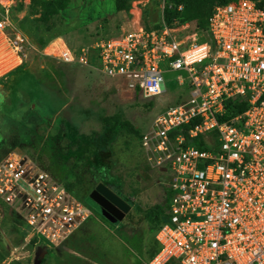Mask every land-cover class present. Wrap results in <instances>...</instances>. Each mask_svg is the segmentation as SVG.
Segmentation results:
<instances>
[{"label":"built area","instance_id":"2783aa9c","mask_svg":"<svg viewBox=\"0 0 264 264\" xmlns=\"http://www.w3.org/2000/svg\"><path fill=\"white\" fill-rule=\"evenodd\" d=\"M5 1L0 30L11 24ZM145 2L131 1L118 34L79 49L56 37L42 54L125 79L146 99L163 91L165 71L189 87V98L158 113L139 140L147 164L170 172L171 190L169 218L155 233L159 248L145 264H264V9L255 0L215 4L199 33L188 23L167 25L165 0L160 26L146 28L138 7ZM237 100L246 109L224 117ZM198 135L208 149L190 142ZM0 206L23 222L29 239L51 246L94 216L15 149L0 159Z\"/></svg>","mask_w":264,"mask_h":264},{"label":"rangeland","instance_id":"374dc122","mask_svg":"<svg viewBox=\"0 0 264 264\" xmlns=\"http://www.w3.org/2000/svg\"><path fill=\"white\" fill-rule=\"evenodd\" d=\"M5 2L10 5V13L14 10L17 17L24 15V10H18L20 0ZM160 6L161 0L139 4L144 23L159 22ZM128 19L125 11H115L114 0H73L58 28L59 36L71 48L79 49L118 34ZM10 23L0 30V158L18 150L62 182L73 180L69 172L77 163L73 169L82 173L85 184L75 183V190L82 198L98 183L91 177L92 170L105 162L100 156L96 162L89 155L80 158L82 143L101 130L100 115L121 111L123 118L142 133L158 113L189 98L187 83H178L176 71H165L160 94L135 100L134 87L127 80L45 56ZM90 61L94 64L93 56ZM60 115H64L66 129L60 125ZM19 122L26 127L22 128ZM123 131L111 142L113 152L105 163L125 179L123 196L134 208L131 216L125 218L129 223L125 225L107 214L103 216L108 218L101 217L86 199L94 216L68 242L51 246L29 239L23 222L0 206V264L146 263L158 245L155 233L158 220L165 215L166 198L170 202V172L150 167L140 139ZM14 135L20 137L17 144L12 142Z\"/></svg>","mask_w":264,"mask_h":264},{"label":"trees","instance_id":"16d2710c","mask_svg":"<svg viewBox=\"0 0 264 264\" xmlns=\"http://www.w3.org/2000/svg\"><path fill=\"white\" fill-rule=\"evenodd\" d=\"M73 0H20L19 9L24 10V15L22 17H17L14 14V10L9 13L10 21L16 26L17 29H20L21 32L25 35L28 42L35 47L38 51L42 52L43 49L48 45V43L56 37H61L59 26L64 23V13L68 10L70 4ZM132 0H114V9L115 11H125L128 16H130L129 9L131 8ZM229 0H165L163 8V19L167 25H174L176 21L178 25L188 23L190 25L189 31H197L201 33L203 30L207 29L208 17L212 11V8L215 4L226 3ZM257 6L264 9V0H255ZM27 2V3H26ZM181 6V9L178 7ZM144 23V18L142 19ZM146 28H149L151 25L144 23ZM153 27H159L160 21L155 22L152 25ZM22 66H25L22 63ZM135 100L140 98L139 89H135ZM23 100V99H22ZM229 103V105H228ZM226 106V113L224 117H231L236 114L243 112L247 107L246 100H237V101H228ZM22 104V101H21ZM150 104H145L148 106ZM22 109L19 108V110ZM18 110V112H20ZM15 117L18 115L15 113ZM59 121L63 129L65 127L64 115H60ZM45 122L49 124V117L45 118ZM20 123V122H19ZM100 131L94 134L87 142L82 143L81 145V155L80 158L89 155L91 160L97 161V158L100 156L105 162L109 161L113 152L112 141L125 130L128 136H134L140 139L141 132H138L137 129L130 124L127 119L123 118V113L117 111L112 115L102 114L99 116ZM22 128H25L26 125L20 123ZM194 122L191 121L189 124L185 125L182 128L183 134L185 131L193 126ZM59 125V124H58ZM179 132L178 129L171 132L172 135H175ZM20 140L18 135L12 136V142L17 144ZM191 143L195 144L200 149H208L209 144L206 143L201 135L193 138ZM1 159V158H0ZM100 163L96 168L91 172V177L95 182H102L111 188L115 193L124 198L125 183L124 178L119 173H114L111 171L110 166L107 163ZM78 164L75 163L71 168L69 174L73 175V180H66L62 182L65 187L72 192L78 199L82 200L85 205L88 207L90 204L86 202V199L93 204V209L97 210V214L103 216V210L87 195L82 198L78 196L75 190V183L84 185L85 182L82 177V173L79 170L73 168L77 167ZM95 176V177H94ZM67 178L69 176H66ZM126 201L129 199L124 198ZM166 207L165 215L163 218L158 220V214L155 213V219L158 220L157 229L161 224L166 222L169 218V198H166ZM159 211V208H158ZM157 207H156V212ZM7 212V211H6ZM11 217L17 218L15 215ZM18 219V218H17ZM124 220V219H123ZM121 221L126 223L125 221ZM157 231V230H156ZM35 242V240H33ZM159 244L156 245L151 252L149 253L148 260L157 252ZM147 260V261H148Z\"/></svg>","mask_w":264,"mask_h":264},{"label":"water","instance_id":"95a60500","mask_svg":"<svg viewBox=\"0 0 264 264\" xmlns=\"http://www.w3.org/2000/svg\"><path fill=\"white\" fill-rule=\"evenodd\" d=\"M88 196L117 221H122L132 208L129 202L102 182H98Z\"/></svg>","mask_w":264,"mask_h":264},{"label":"crops","instance_id":"0c3cea01","mask_svg":"<svg viewBox=\"0 0 264 264\" xmlns=\"http://www.w3.org/2000/svg\"><path fill=\"white\" fill-rule=\"evenodd\" d=\"M127 202L130 203V200H129V201L127 200ZM130 204H131V203H130ZM132 210H134V208H131L130 211H129V212L125 215V217L123 218V219H124L123 221L126 222L125 225H127V223H129V221H128L127 219H125V218H127L128 216H131L130 213H132ZM90 217H93V216H90ZM90 217H89V218H90ZM89 218H87V219L84 221V223L87 222V220H88ZM84 223H83V224H84ZM83 224H82V225H83ZM82 225H81V226H82ZM81 226H80V227H81ZM77 231H78V230H77ZM77 231H76V232H77ZM76 232H75V233H76ZM75 233H74V234H75ZM74 234H73V235H74ZM73 235H72V236H73Z\"/></svg>","mask_w":264,"mask_h":264},{"label":"flooded vegetation","instance_id":"af4514ba","mask_svg":"<svg viewBox=\"0 0 264 264\" xmlns=\"http://www.w3.org/2000/svg\"><path fill=\"white\" fill-rule=\"evenodd\" d=\"M93 189H94V187H93ZM91 191H92V189H91ZM90 193V192H89ZM89 195V194H88ZM100 207V206H99ZM101 208V207H100ZM102 210H103V212H104V215L106 216V214L107 215H110L105 209H103V208H101ZM111 216V215H110ZM112 217V216H111ZM105 219L106 218H108V217H104Z\"/></svg>","mask_w":264,"mask_h":264}]
</instances>
